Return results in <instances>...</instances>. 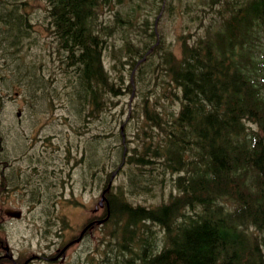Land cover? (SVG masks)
Listing matches in <instances>:
<instances>
[{
  "label": "trees",
  "instance_id": "trees-1",
  "mask_svg": "<svg viewBox=\"0 0 264 264\" xmlns=\"http://www.w3.org/2000/svg\"><path fill=\"white\" fill-rule=\"evenodd\" d=\"M109 1L47 0L56 25L52 42L58 55L52 68L67 82L71 111L104 114L115 97L132 92L141 62L154 50L161 49L157 67L177 89H171L169 109L146 96L142 109L132 104L125 109L122 130L109 128L115 143L105 177L112 181L101 216L107 215L103 224L111 226V263L264 264V59L256 58L255 48L259 33L264 36V0H227L226 10L218 9V29L184 42L179 58L149 42L155 31H148L147 19L135 37L119 13L115 25L94 28L99 4ZM219 1L210 0L209 7ZM1 10L9 32L0 45L17 53L22 31L16 28L27 25L23 9L15 3ZM116 28L123 32L117 51L126 47L131 54L124 53L113 77L102 66L101 52L105 35ZM32 70L25 68L22 83L30 79L34 87L42 86L38 72L28 75ZM158 81L156 75L154 84ZM131 118L137 122L130 134ZM125 132L135 139L132 144L123 140ZM94 156L88 168L102 170L103 152ZM168 181L174 192L170 189L165 199L132 201L136 194L155 196Z\"/></svg>",
  "mask_w": 264,
  "mask_h": 264
},
{
  "label": "rangeland",
  "instance_id": "rangeland-1",
  "mask_svg": "<svg viewBox=\"0 0 264 264\" xmlns=\"http://www.w3.org/2000/svg\"><path fill=\"white\" fill-rule=\"evenodd\" d=\"M209 1L110 0L99 4L94 28L115 25L119 13L128 22L124 28L131 33L130 37H135L134 32L141 30L142 21L147 19L152 22L148 31H155L149 42L161 43L162 48L179 58L184 42L191 43L198 35H212L218 29V9L226 10L223 6L227 0H220L212 8ZM15 3L23 9L22 18L27 25L16 28L22 31V44L17 53L0 45V172H3L0 185L2 179L6 183L14 174L34 185L2 190L0 222L7 218L2 213L5 206L20 207L22 216L0 224V241L7 242L11 250L24 257L58 252L55 259L42 257L33 264H112L108 246L110 225L95 224L83 239L73 240L89 219L101 218L104 210L105 201L101 200L100 192L105 173L110 171L109 148L115 143L109 128L120 127L121 121L127 118L125 109L131 104L142 109L146 96L162 110L169 109V104H173L169 98L171 89H177L171 77L157 67L161 49L154 50L148 60L141 62L140 78L132 92L115 97L117 101L110 108H104V114L88 115L77 108L71 111L72 104L67 103L68 95L65 96L67 82H63L61 70L52 68V59L58 54L52 42L55 30L46 26L47 0H0V17L3 4ZM1 18L0 43L9 32ZM105 36L102 66L114 77L121 67L120 60L126 57L124 53L131 54V51L126 47L121 53L117 51L123 41V32L119 29ZM255 41L256 58L262 61L264 36L259 33ZM151 49L152 46L149 52ZM25 68L34 69L28 75L38 72L42 86L35 84L34 87L30 79L22 83L19 76L22 72L26 75ZM156 75L159 81L154 84ZM136 122V118L129 120L130 134ZM129 132H125L124 139L132 144L135 139ZM97 133L102 136L94 137ZM97 150L101 156L103 152V169L90 170L89 160H94ZM117 176L121 179L124 174L120 172ZM170 189L174 192L168 181L155 196L136 194L132 201L157 202L161 197L165 199Z\"/></svg>",
  "mask_w": 264,
  "mask_h": 264
},
{
  "label": "flooded vegetation",
  "instance_id": "flooded-vegetation-1",
  "mask_svg": "<svg viewBox=\"0 0 264 264\" xmlns=\"http://www.w3.org/2000/svg\"><path fill=\"white\" fill-rule=\"evenodd\" d=\"M46 14H48V12ZM46 17L48 19L46 26L53 27L55 29L56 25L53 24L52 22L53 20L50 18L49 15H46ZM8 182H9L10 187H15V186L25 187L26 184L34 185L32 182H27L25 179H22L21 177L18 178L17 174L10 175V180H8ZM37 185H39V183H37ZM9 220H12V218H5L0 222V224L5 223L6 221H9ZM94 224L91 225L90 227L93 228ZM86 233L87 231H85L84 234H82V237L80 238V240L84 238ZM6 244L7 242L0 241V264H33L35 260L40 259L42 257L55 259L58 256V252H57L53 255H48V256L45 255L44 253H43L44 255L32 253L29 256L24 257V256H20V254L18 253L16 254Z\"/></svg>",
  "mask_w": 264,
  "mask_h": 264
},
{
  "label": "water",
  "instance_id": "water-1",
  "mask_svg": "<svg viewBox=\"0 0 264 264\" xmlns=\"http://www.w3.org/2000/svg\"><path fill=\"white\" fill-rule=\"evenodd\" d=\"M4 212L9 215V216H20V210L19 209H15V208H5Z\"/></svg>",
  "mask_w": 264,
  "mask_h": 264
},
{
  "label": "bare ground",
  "instance_id": "bare-ground-1",
  "mask_svg": "<svg viewBox=\"0 0 264 264\" xmlns=\"http://www.w3.org/2000/svg\"><path fill=\"white\" fill-rule=\"evenodd\" d=\"M209 1V0H208ZM220 21V20H219ZM222 25V24H221ZM153 205V204H152Z\"/></svg>",
  "mask_w": 264,
  "mask_h": 264
}]
</instances>
